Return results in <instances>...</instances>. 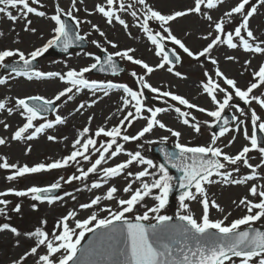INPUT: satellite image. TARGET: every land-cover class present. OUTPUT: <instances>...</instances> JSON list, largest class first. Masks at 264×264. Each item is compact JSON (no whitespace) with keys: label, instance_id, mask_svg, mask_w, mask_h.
<instances>
[{"label":"snow or ice","instance_id":"obj_1","mask_svg":"<svg viewBox=\"0 0 264 264\" xmlns=\"http://www.w3.org/2000/svg\"><path fill=\"white\" fill-rule=\"evenodd\" d=\"M223 2L224 0H194L192 7L169 15L155 10L148 0H135V4L130 3L129 0H106L104 3L97 4L95 12L106 18L109 24L118 22L121 26L128 28L129 25L121 14L130 13L135 18L138 27L147 35V39L154 46L155 54L160 58L161 62L154 67L141 59H134V56L130 54L135 51L134 49H124L109 53L103 58L96 55L94 56L95 62L91 65L81 67L79 70L70 69L66 74L38 70L34 62L50 48L60 47L67 52L74 44L86 39V36L78 31L83 21L74 14L79 11L76 7L77 0H71L72 7L67 11L59 4L56 5L55 14L50 16L56 27L53 29L51 39L43 46L27 54L19 48L0 50V85H5L9 80L17 77L29 80L57 77L68 85L53 98L39 95L17 97L12 106L0 99V111H6L9 115L15 112L25 120L23 125L13 133L11 139L14 141H31L39 134L66 123L59 114H55L54 119L48 118L49 113L58 112L60 106L57 102L62 98H65V102L70 101L75 93L85 89L91 91L93 96L96 93H103L107 96L109 90L115 89H122L126 94L122 99L123 107L119 109L122 114L119 123L110 128L99 127L94 132L88 126L83 127L73 141V150L63 158L51 162H39L31 166L10 163L6 157L0 158V169L11 172L6 176L8 181H16L27 175L63 169L72 165L76 166V171L79 173L69 176L67 180L60 177L47 186L33 185L24 190L10 188L0 192V197L30 196L35 201L52 204L62 201L64 197L76 199L71 192L57 194V190L62 189V181L70 184L73 181H87L90 175H97L99 179L92 181L90 185L84 184V188L91 191L105 186L111 178L122 175L129 178L123 188L124 193H130L129 198L118 199L116 209L99 207L102 201L116 199L119 189L115 185L108 187L105 194L97 195L89 202L79 205L80 209L87 210L97 207L99 212H107L106 216L101 217L98 212H92L87 218L77 219V213L73 210L57 222L58 234L57 231L49 234L42 228H36L34 232L26 234L29 238L35 237L34 246L24 253L19 264H23L30 256L37 257V264H237L234 258H238L239 264H264V230L256 227L258 222L264 221V184L250 183L257 179L264 180V159L259 164L253 165L250 163L249 156L252 151H257L264 158V137L259 136L257 131L264 133V118L250 107L255 102L264 109V92L259 95L254 94L256 90L264 88V65L251 73L254 82L244 89L237 85L235 79L225 77L217 67L216 77H223L224 83L233 91L222 87L218 80H213L211 74L205 73L206 82L202 83V88L215 106L214 110L192 104L185 97L171 91H161L160 88L147 83L145 76H138L135 71L130 74L137 79L140 90H134L126 84L110 80H89L85 75L92 70H98L117 76L122 68L116 58L126 59L142 66L146 75L165 68L172 73L175 64L182 60L177 47L188 57L195 60L208 58L213 65H217L218 61L211 57V52L220 46L233 50L240 48L249 53L264 55V39H258L249 27L250 19L259 6H264V0H257V3L252 4L250 8L246 6L250 5L251 0H237L235 5L225 13L229 17L228 20L215 22L210 14L207 15L206 19L214 25V32H209L202 37L210 42L198 52L190 50L181 39L172 34L169 22L188 14L204 16V9L210 12L218 9ZM33 4L38 7L32 6ZM136 5L140 6L139 10ZM41 7L43 5L40 4V0H0V14L6 15L13 24L24 19L26 21L24 31H36L30 27L32 22L29 16L34 14L45 17L46 12L39 10ZM13 9L16 14H13ZM234 16H239L240 20L234 28H229L228 26L232 23L231 18ZM69 20L74 22L75 27L70 26ZM151 23L158 25L160 30L155 31L150 26ZM92 28L100 32L101 36L104 35L97 25H92ZM92 43L100 47L98 41L93 40ZM108 43L112 47H118L112 41ZM169 43L173 47L169 48ZM104 51L107 52V49ZM87 55L92 56L93 54L88 53ZM227 59L235 60L236 58L229 56ZM245 64L250 65L251 61H245ZM175 75L182 77L180 72H175ZM145 89L156 94L155 98L164 100L165 103L167 102L165 98H170L189 110L195 109L213 118L212 123L218 126L219 131L212 134L211 144L204 146L180 143L181 132L168 127L158 118L159 114L169 111L170 108L148 106L146 101L149 97L144 94ZM221 93L223 94L222 100L218 98ZM234 97L248 105L249 111H245L240 104L233 103ZM95 102L93 100L85 105L82 101L77 110H82L86 106L91 107ZM230 108L235 109L231 118L224 115L225 110ZM174 110L182 118L185 126L191 127L196 133L201 131V124L191 111H182L180 107ZM249 116L251 133H249L247 123ZM92 119L93 117H89V121ZM139 119H144L145 125L135 135H129L127 129ZM38 121L43 122L37 123ZM203 123L208 125L210 122L204 121ZM3 126L5 129L9 127L7 123ZM157 127L166 130L177 140L175 148L178 151L161 149L165 163H155L152 159L146 158L140 150L126 151L127 142L139 141ZM241 131L249 143L236 154H230L224 150L231 146L235 137L229 140L227 145H217V141L225 134ZM47 139L55 141L57 137L48 135ZM167 140V136L161 137L160 143ZM6 143L4 138H0V145ZM121 154H126L127 159L113 166H103ZM94 156L95 159H93ZM84 162L90 164L86 169L83 166ZM134 165L141 166L140 170L130 171L129 169ZM168 165L181 175L179 177L171 175ZM241 165L250 172L237 178ZM137 183L139 187L134 188L133 186ZM249 183L248 195L238 201V206L246 209L245 215L231 220L230 223H226L230 213L223 215L222 218L210 217V201L205 185H249ZM176 188L180 190L179 207L181 211L177 212L180 223L172 224L173 217L161 214V210L167 205L169 194ZM150 196L156 201L155 205L146 207L142 214L131 216L134 209ZM249 196L254 199H249ZM198 199L202 204L200 217H196L189 203H186V201H197ZM8 204V200L0 199V214L5 212ZM33 207L36 206L33 205ZM211 207L220 213L225 211L215 200L211 201ZM19 209L18 204L15 210L19 211ZM70 221L74 222V227L70 226ZM46 223L42 221V224ZM242 226L245 227L242 229ZM9 229L12 233L19 235L18 229L11 227L9 223L0 225V230ZM86 233L96 234L99 241L96 248L88 250L89 256H94L95 259L87 261L77 257L80 251L79 246ZM41 248L46 250L43 254L40 253Z\"/></svg>","mask_w":264,"mask_h":264},{"label":"rangeland","instance_id":"obj_2","mask_svg":"<svg viewBox=\"0 0 264 264\" xmlns=\"http://www.w3.org/2000/svg\"><path fill=\"white\" fill-rule=\"evenodd\" d=\"M42 1L44 0H40V2ZM46 1L50 4V8H47L43 5V8L46 12L45 17H34L33 15L29 16V19L32 22L30 27L34 28L36 30L35 32L24 31L26 23L24 19H20L15 24H13V22L9 20L6 15L0 14V30L4 31L5 35L4 37L2 36V38H0V49L19 48L26 53H30L35 48L43 46L49 39H51L53 35V29L56 27V25L55 22L50 19V16L53 15V12H55L56 5L59 4V6L64 8L65 11H67L70 6L67 4L63 5L60 1L56 3V0ZM148 2L155 10H158L165 15L173 14L176 11L186 10L187 8L192 7L194 4V0H148ZM236 2L237 0H224V2L221 4L222 7L220 6L221 8L219 7L218 9L211 10L210 12L207 9H204V16L198 14H188L183 17L176 18L174 21L169 22L171 32L177 38L182 40L184 39L193 50L200 51L210 42L209 40L203 39L202 37L209 32H214V25L209 23V21L206 19V16L210 14L213 21L215 22L228 20L229 17H227L225 13L230 9L231 6H234ZM32 6L38 7L35 4ZM136 8L139 10L140 6L136 5ZM88 9H90V7ZM12 11L13 14H16L14 9ZM74 14L78 17V19L83 21L81 26L85 29V32H90L91 36H89V38L91 43L93 40L96 41V39H100L104 45L107 44V40L118 41L117 37L113 34L116 29H118L120 34L124 36V42L120 43L121 46L125 47L136 43V40H130V38L126 36V30L117 28L118 26H114V23L109 24L107 20H99L91 16H86V14H83V10H80ZM128 17H131L130 13L128 14ZM231 19L232 23L228 27L234 28L239 22L240 17L234 16ZM51 23L53 24L52 29ZM92 25H97L104 35L101 36L100 32H97L92 28ZM249 27L258 39H264L263 7H259V10L250 19ZM27 36H31L37 41L32 42L31 45L28 46L25 43L27 40L24 39ZM19 38L20 42H17L16 39ZM146 49L148 52V48ZM71 55L69 53L64 57L53 56L51 58H47L44 62H42V64L39 65L37 69L41 71L45 70L46 72H60L62 74H66V72L70 69L78 70L80 66H83L82 61L76 59L78 55H75V53H72ZM229 56L236 59L228 60L227 57ZM141 57H145L146 59L149 58L143 53H141ZM211 57L215 58L218 61V64L213 65L210 62L207 63V60L205 62L203 59H201L204 62V70L203 64L199 63L200 60L195 62V68L193 67L195 69L194 74H190V76H188V73L186 74V78L190 77L189 79L172 78L164 71H160L161 73L166 74L164 75L163 80L165 85L163 84V86H160L158 83L161 82H157L155 79L156 77L158 80H161L160 73H156V76H154V71L150 76L151 80L149 83L155 87L158 85L160 89L166 87L165 89H168L174 94L185 97L190 103L199 107H203L208 110H214L215 106L213 105L210 97L203 91V89L200 87V84L198 83L200 80H203L205 76V74L202 76L203 72L211 74L213 80H218L222 87H226L229 89V91H233L230 86L224 83L223 77H216L215 72L217 67L225 77L235 79L237 85L244 89L248 84L254 82L251 73L255 70H258L259 66L264 65V55L249 53L240 48L233 50L227 48L226 46H220L211 52ZM245 61H251V64L246 65ZM83 63H86V61ZM182 71L187 72L185 65H183ZM40 79L41 78H35L31 81L24 77H19L17 84L20 85L21 89L14 90L13 92L19 96L36 91H43V94L46 92L45 94L50 96L56 92L58 93L59 91L63 90L64 87L68 86L64 81H61L57 77H52L43 81ZM261 92H264V88L256 90L254 94L259 95ZM218 98L222 100L223 94H219ZM165 99L167 101L166 103L163 101V103L160 105H153L151 107L159 106L163 108H170L169 111L159 114L158 118L161 119L168 127L181 132L179 142L188 145H210L212 133L210 131L209 125L213 121V118H210L206 113H201L195 109L189 110L186 106H181L179 102H175L167 98ZM102 100L99 101V104L105 103V101ZM78 101L79 99L74 101V104L75 102L77 104ZM64 103H66L65 98H62L58 104L62 106ZM233 103L240 104L241 107L245 108V111H249V106L245 105L238 98L234 97ZM99 104L96 106H99ZM12 105L13 103L9 104V106ZM73 106L74 105H72V107ZM96 106L93 108L95 109ZM176 107H180L182 111H191L192 115H194L197 121H199L201 124V131L199 133H196L191 127L185 126L182 123V118L174 110ZM250 107L254 108L257 114L264 118V109H262L259 104L253 102ZM111 108L112 107H103V109H99V111H92L94 110L92 109L88 112H78V114L82 115V117H78L79 119L77 125H73V127H71L72 125L66 124L58 126L56 129L53 128L51 130H47L46 133L39 134L38 138L35 139V141H38V143H35V141L12 140L11 137L13 133L18 129V127L23 125L25 120L24 118L11 119L12 114L8 115L7 117L9 119L0 120V138H4L7 141L6 144L0 145V158L6 157L10 163H17L18 165L28 164L30 166L39 162H51L56 159H61L65 155L71 153L73 150V141L78 137L79 132L83 127L88 126L90 127L91 131L94 132L99 127L110 128L119 123L120 119H122L121 112L119 109ZM230 109L235 112L234 108ZM60 110L64 111L62 109ZM2 114L7 115V112H3ZM89 117H93V119L89 121ZM204 121H209L210 123L206 125L203 123ZM4 123L9 125L7 129L4 128ZM145 123L146 122L144 119H139L138 121L133 122L132 127L127 129L128 134L135 135L145 125ZM247 123L249 133H251L250 116ZM48 135H55L57 139L55 141H49L47 139ZM164 136L168 137V140L164 143L176 144V137L171 136V134L166 130L159 129L157 127L152 133L146 134V136L141 138L139 141L127 142L125 149L126 151L140 150L146 158H150L155 163L159 164L157 157L152 154V145L160 142V138ZM233 137H235V141L230 147L224 149L230 154H236L244 145L249 143L244 138L243 132L241 131L225 134L224 137H221L217 141V145H227L229 140H231ZM101 139H103V137H101ZM141 145L143 147H141ZM29 148L30 151H28ZM249 156L251 158L250 163L253 165L259 164L261 160L264 159L257 151H252L249 153ZM95 158L96 157L94 156L93 159ZM126 159V154H121L118 158L109 161L108 164L103 166H113L114 164L122 162ZM83 166L86 169L88 166H90V164L84 162ZM140 168L141 166L134 165L129 170L136 172L140 170ZM249 172V169L241 165L240 173L237 174V178H239L240 175L248 174ZM10 174L11 172L9 170L0 169V192L10 188L24 190L32 185L41 186L43 184H51L60 177H63L64 180H67L69 176L73 174L78 175L79 173L76 171V166L72 165L63 169L27 175L16 181L6 180V176ZM97 179H99L97 175H90L87 181H73L70 184L63 183L62 181L63 186L62 189L57 191L58 195H62L63 192H71L76 196L75 200L71 199V197H64L62 201L49 204L47 202L35 201L30 196L17 197L15 195H7L0 197V199H6L9 201V204L5 208V212L0 214V225L3 223H9L11 227L17 228L19 232V235H16L12 233L10 229L0 230V264H14V262L19 264L24 253L34 246L35 237L29 238L26 234L34 232L36 228H42V230L47 231L49 234L57 231V222L60 221L62 217L67 215L69 211L74 210L77 213V219L87 218L92 212H98L101 217L106 216L107 212H99V208L97 207L87 210L80 209L79 205L89 202L90 199L97 195L105 194L107 188L111 185H115L119 189L118 193L116 194V199L102 201L101 205L99 206L100 208L111 207L116 209L118 199L129 198L130 193L123 192V188L129 181V178L126 175L111 178L105 186L98 190L93 189L89 191L84 188L85 183L90 185L92 181ZM250 183L264 184V180L257 179ZM250 183L249 185H205L208 199L210 201V217L217 219L222 218L223 215L230 213L229 219L226 221V223H230L231 220L245 215L246 209H244L242 206H238V201L242 197L248 195ZM133 187H139V184L137 183ZM77 189H80V191H76ZM249 199L254 198L249 196ZM212 200H215V202L225 210L224 213H220L215 208L211 207ZM155 203L156 201L151 196L146 197L143 203L138 205L134 209L133 214L130 215L134 216L136 214H142L146 207H152L155 205ZM186 203H189V207L196 217H200L202 215V204L199 202V199L197 201H186ZM18 204L20 205V209L19 211H16L15 208ZM33 205L36 207L34 208ZM178 211L181 210L179 207V200H176L175 204L167 203L165 208L161 210V214L169 216L177 215ZM42 221H46L47 223L42 224ZM257 224L264 226V221L258 222ZM70 226L74 227V222L70 221ZM45 251L46 250L44 248L40 249L41 254H43ZM236 260L237 264H239L238 258H236ZM23 264H37V257L30 256L23 262Z\"/></svg>","mask_w":264,"mask_h":264},{"label":"water","instance_id":"obj_3","mask_svg":"<svg viewBox=\"0 0 264 264\" xmlns=\"http://www.w3.org/2000/svg\"><path fill=\"white\" fill-rule=\"evenodd\" d=\"M169 151H175L173 148H170ZM170 169H172L170 166H169ZM173 170V169H172ZM174 171V170H173ZM179 174H181L180 172H177ZM174 176L178 177L177 174L174 173ZM172 224H176V223H172Z\"/></svg>","mask_w":264,"mask_h":264},{"label":"bare ground","instance_id":"obj_4","mask_svg":"<svg viewBox=\"0 0 264 264\" xmlns=\"http://www.w3.org/2000/svg\"><path fill=\"white\" fill-rule=\"evenodd\" d=\"M35 143H38V141H35ZM35 143H34V144H35Z\"/></svg>","mask_w":264,"mask_h":264}]
</instances>
